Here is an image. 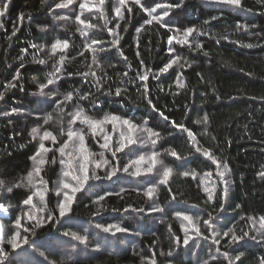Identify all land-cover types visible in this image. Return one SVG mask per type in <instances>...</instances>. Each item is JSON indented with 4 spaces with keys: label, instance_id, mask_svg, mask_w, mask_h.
Segmentation results:
<instances>
[{
    "label": "trees",
    "instance_id": "16d2710c",
    "mask_svg": "<svg viewBox=\"0 0 264 264\" xmlns=\"http://www.w3.org/2000/svg\"><path fill=\"white\" fill-rule=\"evenodd\" d=\"M0 206V264H264V0H0Z\"/></svg>",
    "mask_w": 264,
    "mask_h": 264
},
{
    "label": "rangeland",
    "instance_id": "374dc122",
    "mask_svg": "<svg viewBox=\"0 0 264 264\" xmlns=\"http://www.w3.org/2000/svg\"><path fill=\"white\" fill-rule=\"evenodd\" d=\"M5 214H7L6 209L3 208L2 206H0V215H5ZM0 235H1V227H0ZM114 241H115V240H114ZM112 245L114 246L115 243L112 244ZM111 248L113 249L112 246H111ZM116 248H122V244L118 243L117 246H116ZM21 260H22V261H26V257L22 258Z\"/></svg>",
    "mask_w": 264,
    "mask_h": 264
}]
</instances>
